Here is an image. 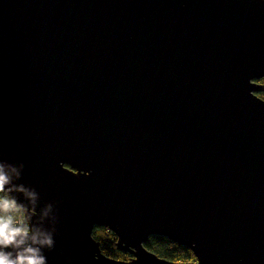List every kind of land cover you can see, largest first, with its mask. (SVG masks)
<instances>
[{"label":"water","instance_id":"95a60500","mask_svg":"<svg viewBox=\"0 0 264 264\" xmlns=\"http://www.w3.org/2000/svg\"><path fill=\"white\" fill-rule=\"evenodd\" d=\"M262 78L264 0H0V159L53 205L47 264H264Z\"/></svg>","mask_w":264,"mask_h":264},{"label":"clouds","instance_id":"9594fccd","mask_svg":"<svg viewBox=\"0 0 264 264\" xmlns=\"http://www.w3.org/2000/svg\"><path fill=\"white\" fill-rule=\"evenodd\" d=\"M23 169V163L0 159V264H47L57 217L51 203L37 211L39 194L18 183Z\"/></svg>","mask_w":264,"mask_h":264},{"label":"trees","instance_id":"16d2710c","mask_svg":"<svg viewBox=\"0 0 264 264\" xmlns=\"http://www.w3.org/2000/svg\"><path fill=\"white\" fill-rule=\"evenodd\" d=\"M264 85V78L260 81ZM264 93V92H262ZM93 238L99 243L101 252L113 259L129 260L131 256L126 252H119L116 248L115 235L104 228L95 227L92 232ZM145 248L157 257L171 262H194L193 253L186 247L178 246L168 239L160 236H151L148 238Z\"/></svg>","mask_w":264,"mask_h":264},{"label":"rangeland","instance_id":"374dc122","mask_svg":"<svg viewBox=\"0 0 264 264\" xmlns=\"http://www.w3.org/2000/svg\"><path fill=\"white\" fill-rule=\"evenodd\" d=\"M257 96H258L259 98H261V99H264V93H262V92H261V93H258Z\"/></svg>","mask_w":264,"mask_h":264},{"label":"flooded vegetation","instance_id":"af4514ba","mask_svg":"<svg viewBox=\"0 0 264 264\" xmlns=\"http://www.w3.org/2000/svg\"><path fill=\"white\" fill-rule=\"evenodd\" d=\"M258 83H260V82H258ZM261 84V83H260Z\"/></svg>","mask_w":264,"mask_h":264}]
</instances>
